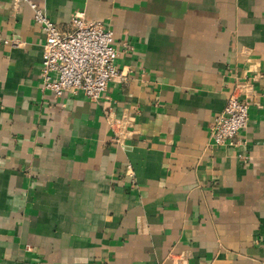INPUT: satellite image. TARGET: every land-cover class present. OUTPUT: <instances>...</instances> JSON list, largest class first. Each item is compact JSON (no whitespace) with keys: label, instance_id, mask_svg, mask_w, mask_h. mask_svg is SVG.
I'll return each instance as SVG.
<instances>
[{"label":"crops","instance_id":"1","mask_svg":"<svg viewBox=\"0 0 264 264\" xmlns=\"http://www.w3.org/2000/svg\"><path fill=\"white\" fill-rule=\"evenodd\" d=\"M31 2L113 30L99 101L43 89ZM0 264H264V0H0Z\"/></svg>","mask_w":264,"mask_h":264},{"label":"built area","instance_id":"2","mask_svg":"<svg viewBox=\"0 0 264 264\" xmlns=\"http://www.w3.org/2000/svg\"><path fill=\"white\" fill-rule=\"evenodd\" d=\"M30 6L34 21L46 36L41 74L43 89L58 97L82 93L91 101H99L109 82L120 75L115 63L118 51L113 30L100 21H89L81 11L71 17V29L64 31L42 6L34 2ZM248 89L247 85L239 84L215 118L210 134L214 144L233 145L247 128L253 101ZM110 124L116 137L122 138L121 121L111 118Z\"/></svg>","mask_w":264,"mask_h":264}]
</instances>
